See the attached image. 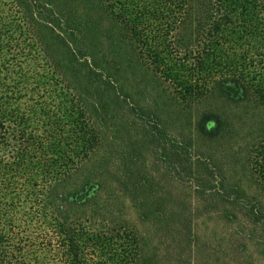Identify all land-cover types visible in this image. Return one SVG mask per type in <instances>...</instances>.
Masks as SVG:
<instances>
[{"label":"trees","instance_id":"obj_1","mask_svg":"<svg viewBox=\"0 0 264 264\" xmlns=\"http://www.w3.org/2000/svg\"><path fill=\"white\" fill-rule=\"evenodd\" d=\"M164 96L203 105L212 143L231 134L224 107L257 119L264 0H0V264H142L122 197L143 188L127 171L137 144L167 141ZM179 136L162 151L181 162ZM260 136L248 164L264 184Z\"/></svg>","mask_w":264,"mask_h":264},{"label":"rangeland","instance_id":"obj_2","mask_svg":"<svg viewBox=\"0 0 264 264\" xmlns=\"http://www.w3.org/2000/svg\"><path fill=\"white\" fill-rule=\"evenodd\" d=\"M135 97L139 106L146 104L142 96ZM200 106L189 111L163 97L160 128L169 139L178 138V147H183L182 131L190 138L189 150L179 162L167 151L163 155L168 138L155 145L138 143L137 162L129 163L127 171L143 188L122 197L121 217L138 235L142 264H264V228L244 206L264 212V184L251 176L248 164L255 138L264 135V111L254 112L259 117L246 125L234 106L224 107L235 121L231 134L212 143L196 134L197 111L206 109ZM129 136L140 139L133 128L124 132L125 139ZM197 162L206 168L196 167Z\"/></svg>","mask_w":264,"mask_h":264}]
</instances>
